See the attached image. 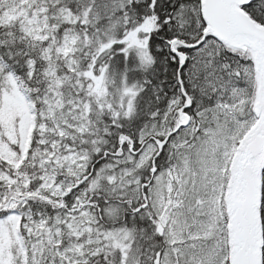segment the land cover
Returning <instances> with one entry per match:
<instances>
[{
	"label": "snow or ice",
	"instance_id": "snow-or-ice-1",
	"mask_svg": "<svg viewBox=\"0 0 264 264\" xmlns=\"http://www.w3.org/2000/svg\"><path fill=\"white\" fill-rule=\"evenodd\" d=\"M0 264H264V0H0Z\"/></svg>",
	"mask_w": 264,
	"mask_h": 264
}]
</instances>
